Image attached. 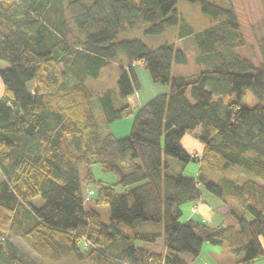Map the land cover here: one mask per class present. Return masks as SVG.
Here are the masks:
<instances>
[{
  "label": "trees",
  "instance_id": "16d2710c",
  "mask_svg": "<svg viewBox=\"0 0 264 264\" xmlns=\"http://www.w3.org/2000/svg\"><path fill=\"white\" fill-rule=\"evenodd\" d=\"M187 1L209 25L192 29L178 0H0V61L9 65L0 67V263L190 264L185 256L198 258L206 243L235 264L264 256V62L237 52L244 40L228 0ZM179 27L189 46L123 37ZM190 52L196 71L173 74ZM115 61L116 88L97 94L88 79ZM139 62L166 90L137 107L128 98L140 89ZM248 92L254 106L242 104ZM133 112L129 135L117 138L111 124ZM193 134L200 155L183 145ZM192 162L198 172L185 176ZM96 164L117 181L97 179ZM234 168L245 177H230ZM201 186L234 223L183 220Z\"/></svg>",
  "mask_w": 264,
  "mask_h": 264
},
{
  "label": "rangeland",
  "instance_id": "374dc122",
  "mask_svg": "<svg viewBox=\"0 0 264 264\" xmlns=\"http://www.w3.org/2000/svg\"><path fill=\"white\" fill-rule=\"evenodd\" d=\"M216 1L218 4L225 5L228 2L234 7L239 21H240V32L243 37L244 45L237 50L240 55H243L251 59L256 65H259L264 62V0H211ZM177 8L180 10L182 16L188 22L189 26L194 30H199L204 26L210 24V17L203 14L198 3H191L187 0H178ZM181 28H169L162 35H150L146 34L143 29H135L127 32L123 37L124 38H141L145 43L152 47H158L168 42L176 41L179 46H189L193 42L192 38L178 40L180 35ZM195 53H189V62L186 65L175 64L173 68V74H190L196 71V62H195ZM126 60V55L122 52L120 54V60ZM119 61H115L112 65L107 68H104L101 72V76L98 79L90 78L87 81V84L91 89L97 94L103 92L107 88H116V81L119 75L118 65ZM8 63L0 61V67H8ZM138 80L140 83V89L137 91L134 98H128V102L132 105L136 102L137 107L148 102L154 96L161 94L166 86L162 84L155 83L149 71L145 68L143 63H137L135 65ZM0 89L4 90L3 81L0 76ZM1 91V90H0ZM4 93V92H3ZM258 101L252 96L250 92L242 100V104L246 106H254ZM134 106V105H133ZM136 112V111H135ZM135 112L132 115L126 116L122 119H119L113 122L110 126L112 132L117 138L128 136L131 130V126L134 120ZM98 117L103 121L102 114L98 111ZM183 145L190 152L196 155H200L203 150L202 144L196 138V134L186 135L183 138ZM84 167L82 168L84 174ZM199 165L196 163H190L184 170L185 176H195L198 172ZM93 172L97 179H102L106 182H116L117 176L113 173H106L101 170V166L96 164L93 166ZM228 175L235 179H243L245 174L239 169H230ZM202 198L198 203L188 202L182 205V210L184 212L183 220L187 218L192 219H202L198 212V207L201 205L202 201L205 204H208L213 208L218 218L210 219L207 221L210 225H218L223 221L229 222L232 219L231 216H223V213L218 209V203L220 200L213 193L206 190L201 186ZM196 208V210H193ZM102 213L103 219L108 222L109 220V208L108 206H102L99 208ZM200 216V217H199ZM216 216V217H217ZM249 219L252 216L247 213ZM11 241L24 253L30 255L37 261H40L38 255L26 244V242L20 237L13 236L8 233ZM159 249V246L156 247ZM263 257L257 259L255 264H262ZM198 260L195 263H198ZM0 264H6L4 259ZM48 264H81L75 256H68L66 259L57 262V263H48Z\"/></svg>",
  "mask_w": 264,
  "mask_h": 264
},
{
  "label": "crops",
  "instance_id": "0c3cea01",
  "mask_svg": "<svg viewBox=\"0 0 264 264\" xmlns=\"http://www.w3.org/2000/svg\"><path fill=\"white\" fill-rule=\"evenodd\" d=\"M0 90H1L0 91V98H1L3 96L4 90L3 89ZM217 205H218V209L223 213L224 217L229 216L227 214L229 210V207L227 205H224L221 200L220 203H218ZM198 212L201 218L206 221L210 219L218 218L213 208L208 204H205L203 201L201 205H199L198 207ZM232 223H234L233 218L230 219L229 222L223 221L219 224H232ZM263 244H264V240H263ZM185 258L189 261L190 264H235L233 255L230 254L224 247L214 246L208 243L204 244L203 251L201 255L198 257L200 260L198 261V263H195L198 260V258L191 259L188 256H185ZM262 264H264V259L262 261Z\"/></svg>",
  "mask_w": 264,
  "mask_h": 264
},
{
  "label": "built area",
  "instance_id": "2783aa9c",
  "mask_svg": "<svg viewBox=\"0 0 264 264\" xmlns=\"http://www.w3.org/2000/svg\"><path fill=\"white\" fill-rule=\"evenodd\" d=\"M193 210H196L195 208H193Z\"/></svg>",
  "mask_w": 264,
  "mask_h": 264
}]
</instances>
